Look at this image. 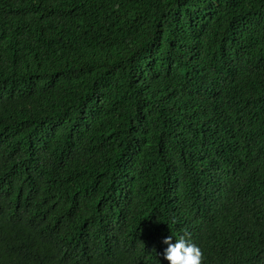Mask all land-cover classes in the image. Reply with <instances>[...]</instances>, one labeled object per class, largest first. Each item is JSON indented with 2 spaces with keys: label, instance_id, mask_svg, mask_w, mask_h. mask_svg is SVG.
Instances as JSON below:
<instances>
[{
  "label": "trees",
  "instance_id": "1",
  "mask_svg": "<svg viewBox=\"0 0 264 264\" xmlns=\"http://www.w3.org/2000/svg\"><path fill=\"white\" fill-rule=\"evenodd\" d=\"M264 264V0H0V264Z\"/></svg>",
  "mask_w": 264,
  "mask_h": 264
},
{
  "label": "clouds",
  "instance_id": "2",
  "mask_svg": "<svg viewBox=\"0 0 264 264\" xmlns=\"http://www.w3.org/2000/svg\"><path fill=\"white\" fill-rule=\"evenodd\" d=\"M163 243L167 245L163 256L168 264H203L201 248L191 242L187 234L176 238L175 243L172 236L166 237Z\"/></svg>",
  "mask_w": 264,
  "mask_h": 264
}]
</instances>
